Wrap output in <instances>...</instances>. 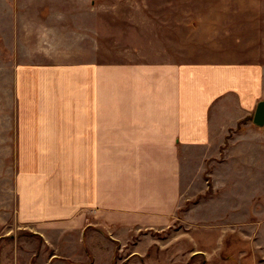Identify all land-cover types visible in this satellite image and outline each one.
<instances>
[{"label": "crops", "instance_id": "obj_1", "mask_svg": "<svg viewBox=\"0 0 264 264\" xmlns=\"http://www.w3.org/2000/svg\"><path fill=\"white\" fill-rule=\"evenodd\" d=\"M0 5L17 55V229L0 236V264H132L134 255L143 264L133 246L173 224L185 177L204 178L202 154L245 119L264 129L253 122L264 66L54 59L43 43L62 14L45 4L52 11L35 19L28 0ZM251 137L239 134L241 153ZM246 174L260 185L257 169Z\"/></svg>", "mask_w": 264, "mask_h": 264}, {"label": "rangeland", "instance_id": "obj_2", "mask_svg": "<svg viewBox=\"0 0 264 264\" xmlns=\"http://www.w3.org/2000/svg\"><path fill=\"white\" fill-rule=\"evenodd\" d=\"M29 4L35 19L44 8L48 14L52 11L45 4L62 14L56 21L61 31L43 43L54 59L240 61L264 66V0H28ZM2 15L0 5V220L5 219L0 236L17 229V55L13 31ZM47 17L40 15L50 22ZM247 121L231 129L207 157L202 154L204 178L188 183L185 177L173 224L149 231L143 245L133 246L139 251L143 246V264H264V129L245 127ZM239 134L258 136L256 143L250 138L246 154L241 153ZM254 169L260 173L257 187L247 185L244 175L249 171L252 178ZM132 262L141 264L137 255Z\"/></svg>", "mask_w": 264, "mask_h": 264}, {"label": "water", "instance_id": "obj_3", "mask_svg": "<svg viewBox=\"0 0 264 264\" xmlns=\"http://www.w3.org/2000/svg\"><path fill=\"white\" fill-rule=\"evenodd\" d=\"M253 122L258 126H264V98L258 103L254 116Z\"/></svg>", "mask_w": 264, "mask_h": 264}]
</instances>
